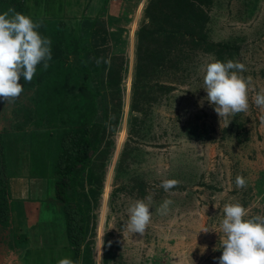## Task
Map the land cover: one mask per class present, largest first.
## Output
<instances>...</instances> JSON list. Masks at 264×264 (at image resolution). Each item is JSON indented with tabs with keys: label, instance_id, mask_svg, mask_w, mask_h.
<instances>
[{
	"label": "rangeland",
	"instance_id": "374dc122",
	"mask_svg": "<svg viewBox=\"0 0 264 264\" xmlns=\"http://www.w3.org/2000/svg\"><path fill=\"white\" fill-rule=\"evenodd\" d=\"M145 2L138 0L137 17L125 34L113 37L115 48L123 47L125 53L122 102L116 125L100 142L101 147L107 142L109 149L91 164L101 180L93 185L88 211L89 264H219L222 249H213L221 247L224 205L239 202L250 216L264 215V109L251 99L264 90V0H212L207 34L223 47L194 51L178 85L142 114L128 109L126 77L129 73L131 80L130 45L133 49L141 20L138 13ZM102 50L106 55L112 52L108 46ZM229 59L246 65L243 75L252 77L255 91L250 93L249 110L230 117L225 128L205 99L203 78L207 63ZM0 111H7L6 122L12 119L18 128L28 127L8 134L14 152L6 157L8 197L12 204L24 205L26 214L31 207L39 213L33 227L51 235L42 243L59 245L65 234L60 209L51 210L50 170L59 123L67 117L45 108L37 110L33 86L24 87L13 103L0 99ZM131 115L137 120L128 131ZM237 175L245 177L246 187H236ZM164 179H178L180 184L165 192L160 187ZM149 194L153 196L150 226L143 235L127 232V208ZM165 198L174 203L166 215H160L155 209ZM18 214L23 216L22 211ZM205 228L209 231H201ZM203 247L206 250L201 253Z\"/></svg>",
	"mask_w": 264,
	"mask_h": 264
},
{
	"label": "trees",
	"instance_id": "16d2710c",
	"mask_svg": "<svg viewBox=\"0 0 264 264\" xmlns=\"http://www.w3.org/2000/svg\"><path fill=\"white\" fill-rule=\"evenodd\" d=\"M27 2L0 0V13L13 8L28 16L31 8ZM211 3L212 0H146L143 18L134 33L129 111L143 114L160 95L178 85L194 51L214 52L223 47L207 34ZM36 7L37 14L32 17L40 23L38 32L51 40V60L46 70L43 62L37 66L31 82L21 78L20 83L34 87L37 110L45 108L52 113L65 110L72 121L57 130L50 170V198L61 211L65 243H32L25 232L15 233L28 264H57L63 257L89 264L88 211L94 199L93 185L98 186L101 180L91 164L93 158H103L109 149L107 142L102 147L100 142L104 133L114 128L121 111L124 57L122 53L106 55L97 46V39L83 36L74 21L61 17L38 18ZM46 10L49 8L44 10L47 14ZM100 57L108 62L98 64ZM91 80L93 84L89 83ZM136 120L135 115L129 117L128 131ZM10 142L0 131L1 226H6L10 219L6 163L8 154L14 153L8 145ZM84 183L89 186L85 188Z\"/></svg>",
	"mask_w": 264,
	"mask_h": 264
},
{
	"label": "clouds",
	"instance_id": "9594fccd",
	"mask_svg": "<svg viewBox=\"0 0 264 264\" xmlns=\"http://www.w3.org/2000/svg\"><path fill=\"white\" fill-rule=\"evenodd\" d=\"M40 23L31 17L9 8L0 13V99L13 103L24 91L21 78L31 82L37 72V66L43 62V68L49 67L51 60V40L38 32ZM107 63L103 57L97 63ZM246 65L231 59L226 62L212 60L207 63L204 72L205 99L214 106L215 112L224 121L225 128L236 114L247 112L250 93L254 92L251 76H244ZM253 103L264 109V90L251 97ZM203 106V102H201ZM180 184L178 179H164L160 187L165 192ZM236 187L244 188L247 180L237 175ZM174 201L165 198L156 207L160 215H166ZM153 196L137 199L127 208L126 231L143 235L152 222ZM217 232L216 229H212ZM208 232L209 229H202ZM222 255L219 264H264V215H249V209L239 202L228 203L223 207V219L219 224ZM218 233V232H217ZM206 250L203 247L201 253ZM57 264H78L70 257L59 259Z\"/></svg>",
	"mask_w": 264,
	"mask_h": 264
},
{
	"label": "crops",
	"instance_id": "0c3cea01",
	"mask_svg": "<svg viewBox=\"0 0 264 264\" xmlns=\"http://www.w3.org/2000/svg\"><path fill=\"white\" fill-rule=\"evenodd\" d=\"M138 0H28L27 5L31 8L29 17H32L35 13L36 8H39L38 18H65L69 21L78 23L79 32L83 36H89L93 39H97V46L109 47L110 53H122L125 61V53L123 47L115 48L114 36L124 35L125 28H128L132 23V20L136 19V12L139 11ZM141 2V1H140ZM47 5V6H46ZM49 8L47 14L44 12L45 9ZM143 10V9H142ZM142 10L139 16L141 20L143 18ZM140 20V21H141ZM140 23V22H139ZM130 29V28H129ZM130 31V30H129ZM134 46V43H133ZM115 48V49H114ZM133 52L132 42L130 45V58ZM126 80L130 83V74L128 73ZM125 80V81H126ZM89 83L93 84L92 80ZM24 87H31L25 86ZM65 111L57 113L58 115L66 116L64 120H60L59 125H66L72 123L70 116L64 114ZM7 111H0V131L6 134L16 132L20 130H28L24 128H18L14 122L16 120H10L6 122ZM19 122V121H17ZM9 123V124H8ZM12 136L8 137L11 140ZM9 199V198H8ZM49 204L48 207H50ZM10 207V219L6 226L0 225V264H28L23 256V247L18 242L16 231L25 232L30 242L41 243L45 241L44 237H50V232L42 231L40 227H33V223L38 216V212L31 207L28 211L24 205L12 204L9 199ZM56 210L57 205H51V210ZM24 210V211H23ZM38 210V209H37ZM18 211L23 212V216H19ZM35 212V214H34ZM59 216V215H58ZM22 219V220H21ZM61 219V218H60ZM63 222V220H62ZM53 233V232H52ZM43 239V240H42ZM65 239L60 242L64 244Z\"/></svg>",
	"mask_w": 264,
	"mask_h": 264
}]
</instances>
